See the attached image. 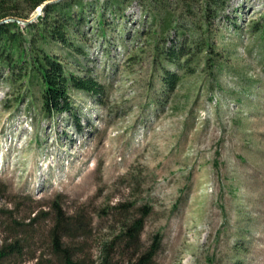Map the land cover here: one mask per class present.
Segmentation results:
<instances>
[{
  "label": "rangeland",
  "instance_id": "374dc122",
  "mask_svg": "<svg viewBox=\"0 0 264 264\" xmlns=\"http://www.w3.org/2000/svg\"><path fill=\"white\" fill-rule=\"evenodd\" d=\"M59 1L18 20L23 38ZM72 2L73 49L35 43L97 93L47 113L29 72L0 67V248H23L0 264H59L58 213L81 222L63 242L82 264L109 246L128 264L122 225L145 214L155 264H264V0Z\"/></svg>",
  "mask_w": 264,
  "mask_h": 264
},
{
  "label": "trees",
  "instance_id": "16d2710c",
  "mask_svg": "<svg viewBox=\"0 0 264 264\" xmlns=\"http://www.w3.org/2000/svg\"><path fill=\"white\" fill-rule=\"evenodd\" d=\"M49 1L53 0H0V21L7 18L25 20L37 7ZM73 5L78 8V11L73 9ZM83 10V4L73 3L72 0L59 1L45 6L43 16L37 18L39 31L35 30L37 24L28 26L27 29L31 30L28 40L23 38L17 23L0 24V67L9 71L12 82L21 81L29 72V84L37 87L42 108L47 113L69 111L71 107L70 89L88 93H97L100 90L95 81L66 73L64 64L58 56L49 54L42 48H37L35 43V40L40 36L58 42L68 49H73V43L69 40L68 34L78 35L77 29L83 23ZM101 17L100 14L99 22H102ZM24 42L28 44L26 49L22 47ZM181 51L180 48L178 57L185 56ZM169 60L175 62L172 57ZM176 77L171 75L168 78L170 89L173 87ZM146 216L147 214L133 219L131 223L126 222L122 225L117 244L123 248V251L131 250L130 254L127 253L128 264H155L156 245H152L142 252L138 251ZM55 221V225L50 230L54 258L59 264H82L81 261L74 258L73 248L63 242L64 237L69 236V232L73 231L70 230V227L73 226L76 229V225L79 226L81 222H77L73 217H64L59 213ZM112 249V246L105 249L100 264H121L112 261ZM132 251H135V254H132ZM22 252L23 248L16 240L0 248V260L8 259L12 255L20 257Z\"/></svg>",
  "mask_w": 264,
  "mask_h": 264
},
{
  "label": "water",
  "instance_id": "95a60500",
  "mask_svg": "<svg viewBox=\"0 0 264 264\" xmlns=\"http://www.w3.org/2000/svg\"><path fill=\"white\" fill-rule=\"evenodd\" d=\"M8 22H11V23H18V24H21V23H19V21L18 20H15V19H9V20H7ZM28 23H26V24H24V26L25 25H27Z\"/></svg>",
  "mask_w": 264,
  "mask_h": 264
}]
</instances>
